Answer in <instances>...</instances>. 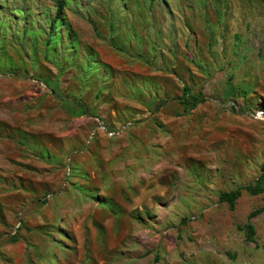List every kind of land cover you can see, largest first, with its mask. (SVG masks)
I'll list each match as a JSON object with an SVG mask.
<instances>
[{"label":"rangeland","instance_id":"rangeland-1","mask_svg":"<svg viewBox=\"0 0 264 264\" xmlns=\"http://www.w3.org/2000/svg\"><path fill=\"white\" fill-rule=\"evenodd\" d=\"M56 8L0 0V264H264V0Z\"/></svg>","mask_w":264,"mask_h":264},{"label":"trees","instance_id":"trees-1","mask_svg":"<svg viewBox=\"0 0 264 264\" xmlns=\"http://www.w3.org/2000/svg\"><path fill=\"white\" fill-rule=\"evenodd\" d=\"M56 5V13L55 17L51 21V25L54 27L56 23L62 21L65 7L67 4V0H54ZM239 90L243 95H246L249 91L247 87H239ZM205 101V97L199 93L195 94L192 92V88L189 86H184L183 95L180 97V102L185 106L186 109L195 108L199 103H203ZM167 100L163 99L160 102V105H164ZM85 112L86 109H83ZM264 177L260 176L255 182L247 184L245 186L238 187L237 189L231 191L222 192L219 196L221 202H225L229 204V207L234 210L236 207L237 200L242 196L243 191H247L252 195H257L264 192ZM98 199V197H95ZM260 210H255L250 214V218H253L255 215L259 214ZM245 230H247V240L250 242H255V234L256 229L253 223H248L245 226ZM157 260V258H156Z\"/></svg>","mask_w":264,"mask_h":264}]
</instances>
